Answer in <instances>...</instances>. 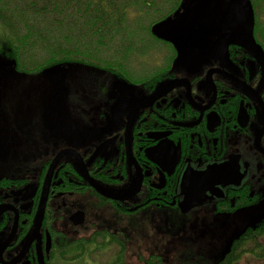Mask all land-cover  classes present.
I'll use <instances>...</instances> for the list:
<instances>
[{
  "label": "flooded vegetation",
  "instance_id": "1",
  "mask_svg": "<svg viewBox=\"0 0 264 264\" xmlns=\"http://www.w3.org/2000/svg\"><path fill=\"white\" fill-rule=\"evenodd\" d=\"M251 3L244 26L181 49L167 42L172 53L156 54L154 73L111 75L121 94L79 146L17 155L15 111L0 79V264H64L72 244L104 227L137 242L127 258L143 264L144 225L161 217L172 222L179 212L193 222L199 206L264 208V11ZM228 31L250 35L215 48L199 40Z\"/></svg>",
  "mask_w": 264,
  "mask_h": 264
},
{
  "label": "rangeland",
  "instance_id": "2",
  "mask_svg": "<svg viewBox=\"0 0 264 264\" xmlns=\"http://www.w3.org/2000/svg\"><path fill=\"white\" fill-rule=\"evenodd\" d=\"M174 2L175 0H165L160 5L164 4L167 9ZM253 2L258 12L264 11V0ZM151 3L153 7L159 5L158 0H152ZM150 7L141 6L137 9L148 10ZM252 9L250 0H184L180 9L169 18L156 23L153 31L181 49L183 44L200 34L211 36L223 30H233L236 26H244L251 18ZM153 13L151 11L148 15L152 16ZM46 21L42 19V23ZM63 31L57 34L59 38ZM4 33L0 25V39ZM135 40L132 45L137 52L133 54L138 56L125 59L122 58L125 54L123 52L120 59H110L117 60L115 63L121 62L130 75L154 73L158 69L157 61H154L157 55L162 54L163 50L169 55L172 53L167 42L157 40L143 30L136 34ZM101 51V57L114 54L104 48ZM24 56L21 59V69L32 70L37 64H45L50 54L45 46L41 47L36 43L33 47H28ZM94 58L85 60L101 64ZM100 59L101 65H104L106 59ZM21 69L17 68L15 61L5 52L0 54V79L7 88V99L10 97L7 101H10V106L15 111L12 125L18 131L17 144L14 146L17 155H38L41 151L38 145L48 148L57 143L82 145L86 137L93 135L94 128L89 126L101 121V116L104 118L105 111L109 110L112 98L121 94V81L112 77L110 72L106 73L94 66L85 67L77 62H65L33 74ZM190 207L186 204L182 206L183 210ZM195 211L194 227L190 229L189 240L183 246V251L191 259L194 258L192 264H218L230 250L232 241L246 227L264 218L262 206L220 214L205 206L196 207ZM149 251L150 249L144 248V255L148 256ZM177 260L175 258L172 264H176ZM127 262L139 264L133 256L127 258ZM239 264H264V258L259 259L248 252Z\"/></svg>",
  "mask_w": 264,
  "mask_h": 264
},
{
  "label": "trees",
  "instance_id": "3",
  "mask_svg": "<svg viewBox=\"0 0 264 264\" xmlns=\"http://www.w3.org/2000/svg\"><path fill=\"white\" fill-rule=\"evenodd\" d=\"M151 1L0 0V25L5 32L0 39V54L5 52L15 61L17 68L21 69L24 53L28 51V47L38 43L41 47H46L50 56L45 64H37L32 70L21 69L26 73H38L65 62H77L85 67L94 66L117 77L130 75L121 62L115 63L117 60L110 59H120L123 52L125 54L122 58L125 59L138 56L133 54L137 50L132 44L136 41V34L142 30L157 40L171 43L159 37L153 27L176 13L184 0H175L167 9L164 4L160 5L165 0H158L159 5L155 7ZM141 6L151 7L148 10L137 9ZM151 11L154 13L149 16ZM42 19L47 21L42 23ZM62 30V37L59 38L57 34ZM102 48L114 54L101 57ZM92 57L98 59L101 64L100 58L106 59L104 65L85 60L93 59ZM161 219L156 224L144 225L145 245L150 251L148 256L144 255L139 260L143 264H172L173 260L178 258L176 264H192L194 258L191 259L189 254L183 251V246L189 240L188 233L194 227L195 221H186V216L179 212L175 215V221H164L168 219L163 217ZM250 229L254 232L249 235L243 232L232 241L230 250L218 264H239L248 252L259 259L264 258V219L248 230ZM112 231L105 227L100 228L84 242L72 244L65 251L64 264H129L128 252L135 250L134 245L137 242L127 240L122 230ZM109 247L113 255L105 258Z\"/></svg>",
  "mask_w": 264,
  "mask_h": 264
},
{
  "label": "water",
  "instance_id": "4",
  "mask_svg": "<svg viewBox=\"0 0 264 264\" xmlns=\"http://www.w3.org/2000/svg\"><path fill=\"white\" fill-rule=\"evenodd\" d=\"M247 34H249L250 35V33H244V34H242V35H239V34H236L235 32H232V31H228V32H223V33H221L218 37H217V39L215 40V41H212L210 38H207V37H203V38H199V40H201V41H205V42H213V44H214V48H215V46H217V44L219 45L220 43H226V44H228V43H232V42H234V39H235V37L236 38H239V37H244V36H247ZM253 44H254V41H253ZM254 46H255V44H254ZM124 100H125V98H121V99H119L118 100V102L116 103V105H115V107H114V113L113 114H116L117 113V116H118V119H119V117H120V113H121V111H122V108H123V103H124ZM1 104H2V89H1V87H0V107H1ZM116 116V117H117ZM114 117H115V115H114ZM119 121V120H118ZM114 123H115V121H114ZM113 198H118V197H113ZM121 199V198H120ZM122 199H124V198H122ZM126 199V198H125Z\"/></svg>",
  "mask_w": 264,
  "mask_h": 264
}]
</instances>
